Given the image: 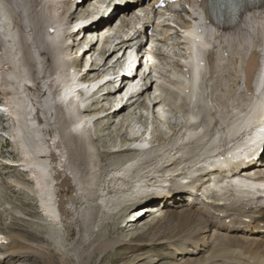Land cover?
<instances>
[{"label":"bare ground","instance_id":"6f19581e","mask_svg":"<svg viewBox=\"0 0 264 264\" xmlns=\"http://www.w3.org/2000/svg\"><path fill=\"white\" fill-rule=\"evenodd\" d=\"M74 1L23 0V4L20 5L19 9L15 8L16 10H11L12 12L6 8L8 3L5 4V2L10 1H1L0 59L7 57L8 60L15 61V64L20 66L17 74L10 80L3 77V86L0 87L3 89L1 98L4 100V107L9 114L7 120L15 126L16 123L13 120L19 119L17 127L15 126L10 132L13 133L17 146V153L12 152L13 157L19 158L21 157L20 154L23 155L21 163H19L20 168L17 167V169L16 166L10 165L7 167L6 174L18 171H20L18 173H21V171L25 173H16L15 181L29 192L33 200H36L39 205L37 208L39 207L40 209L37 214L41 216V219L45 222L44 226L47 227L46 229H50L51 233L49 238L42 235L46 240L44 244V239L39 235L43 231L39 230V233L32 230H28L25 233L10 232L9 230H13V228L22 230L26 227L28 229L30 225L28 222L31 220L23 223L22 226H18V224L11 221L5 222L8 219H13L14 215L8 211V208L3 207V210L0 211V233L9 234L11 244L0 245V264H8L7 261L21 262L23 259L32 262V264L34 261L36 264L33 256L44 259L46 264H54L52 257H55L56 260L58 259L63 264H69L71 261H73L72 264H93L92 259L95 254H106L109 250L130 241L137 234L129 233V229L125 230L124 232L127 233L120 238H113L115 236H111L112 238L103 236L101 238L107 232L101 235L102 232H99L101 229L94 228L101 210L100 200L110 192L106 183L113 182L119 173L122 174L123 178L119 180L129 185L130 192L144 186H152L153 190L161 191L163 195L167 193L156 202L155 206H161V209L148 210V205H146L131 211L133 215L140 212L138 215L139 219L131 226L132 228L137 227L141 234L152 233L148 241H152L153 245L167 244L166 246L169 247L166 255L164 254L156 260L149 259L142 264H242L245 259H252L264 264V240H255L249 237H258L257 233L253 231L250 234H245L244 230L237 228L235 224H231L229 228H224L221 219L217 217L213 221L214 215L209 212L211 209L221 210L225 213L238 211L258 216L263 213L260 199H255L259 206L258 209H255L253 201H251L253 199L246 196L239 197L234 194V190H230V193H228L225 189L226 194L223 197L213 196L210 201L209 199L207 201L201 200L199 204H186L187 206L185 207L181 203L175 202L178 197H170L172 194L178 196L179 192L185 187L180 184L179 178L181 177L175 176V174L185 176L193 172L196 164L204 163L208 157L229 145L230 142L227 136L234 129L243 130L241 122L249 114L248 111L255 99L238 92L237 86L235 89L232 87L237 82L239 68L243 67L244 77L249 85L252 70L255 68H249L250 60L253 58L264 60V10L257 12L253 10L241 22L242 24L235 32L229 35L225 34L228 35L225 39L229 41V47L234 54L233 58L229 60L232 67L224 72L225 77L216 80L210 78L205 89L206 96L205 98L201 97L203 99L202 105H198V102L195 104L186 103L190 96H182L177 92L178 87L183 85L185 81L179 66L177 70L172 67V70L168 73L169 77L162 76L158 72L156 79L159 85L157 90L168 89L170 92L168 93V98L161 97V92L159 95L154 92L155 97L153 98L149 96L150 91L146 93L156 82L148 73V75H142L141 79L139 77L142 81L146 80L143 86L136 85L134 88L136 92L126 98L117 108L113 104L110 105L114 101L112 100L114 94H111L110 90H108V86L113 84L111 81H107L102 85V89L107 90L102 93L101 98L99 94L100 90H102L101 86L90 94L92 99L89 101L90 104H87L89 93L96 86L91 88L85 85H78V81L79 79H87L94 81V83L103 82L104 73L101 71L104 69L101 70V68L106 65L107 58L115 51L126 50L130 44L128 42L116 43L113 50L107 49V52L104 48L94 49L91 44L88 46L85 55L91 54L90 51H96L95 53H98L100 57H105V61L100 64V61L98 63L97 58L94 57L93 61L89 63L87 73L82 75V66H79L81 60L76 55L72 56L71 45L65 47L63 41L57 43L56 40L61 35V27H63L60 22L70 12ZM100 1L94 0V3H99ZM43 4H45L44 7H42ZM8 6L10 7V4ZM27 6H29L28 11L31 10L29 16L24 13L27 11ZM57 8H61V12L57 13ZM85 11L87 10L84 9V13ZM77 12L74 11L73 14L75 15ZM49 27L55 29V36L49 37V35L45 34L46 29ZM126 27L127 21L124 19L120 28L124 29ZM137 36V33H132L131 38H137ZM189 36L197 39L193 31ZM185 47L180 48V51L174 46H169L166 50L168 51L169 48L176 49L182 55V52H185ZM94 52L90 55V59L94 56ZM248 56V60L245 61ZM229 61H225L222 66ZM167 66L164 67L166 68ZM76 67H79V70L74 74L70 73V70H76ZM83 67L85 66L83 65ZM154 72L156 73L153 70L151 74ZM170 77H176L178 81H171ZM212 81H214L215 85L211 84ZM118 90L117 94H120L122 92L121 88ZM169 97H173L171 104L166 102ZM174 99L184 102L182 105H176ZM103 100L106 101L105 104L101 103ZM150 101L153 104V108L149 112L147 102ZM134 105H136V108L141 106L147 110L153 122L159 118L156 116V113H158L156 110L160 106L166 107L165 105H170L168 106L169 110L176 111L178 109L182 112L184 120L178 123L169 116L162 115L161 112L159 119L168 125L173 132L171 135H164V133L160 132L156 134V146L154 141L147 140L142 134L136 135L138 130L134 129V127L133 130L136 133L133 134H129L128 130V132H124L125 130L121 131L114 128L115 138L113 144L110 143L111 150L106 148V151H102L100 149L95 153L93 145L95 137L93 133V135L89 133V125L95 123L101 126V131L110 130L108 127L111 123L114 124L116 122L114 118L117 117L122 122V128L124 126V128L130 129V120L133 116L136 117L133 113L135 111L131 110L132 108L133 110L136 109L133 107ZM79 107L84 108L79 110ZM142 116L144 115L140 112L139 117ZM94 117L96 118L95 120ZM9 126L3 125L1 129L4 130ZM21 127L22 130H20ZM145 129L143 130L145 131ZM23 133L29 142L21 138ZM120 139L122 140L121 142H119ZM132 141L136 142L138 149L129 150L128 148H123L124 144ZM27 142L30 143V146H27ZM148 145L151 147L146 148ZM127 153H130L131 156H126L125 154ZM115 154L119 155L118 162H120V166L114 169V173L111 170L113 177L109 178L111 172H108L107 177L105 174L104 176L98 175L96 170L99 169H96V167L99 159ZM246 171L250 172L251 175H264V173L261 174L264 172V167H249ZM104 172L107 174V171L104 170ZM3 174H0L1 178ZM127 177L130 178L128 179ZM1 180L3 182L0 184V187H2L0 192H3V194L0 195V206L6 195H8L7 190H13L10 184H6L3 179ZM16 185L18 186V184ZM240 185H247V183L240 182ZM174 186L178 187L176 192L171 191ZM149 199L151 197L146 200ZM27 210L30 211L29 209ZM157 212H160L161 216L155 215ZM150 216L153 217L149 222L138 225L140 218ZM117 217L119 216L117 215ZM83 220L88 221L87 226L90 228L83 229V225H86ZM118 223L119 228L123 231L121 220ZM62 224L64 225L62 227L63 230H61L63 236L73 235L72 231L75 226L79 233L76 243L83 241L85 233L87 235L89 232H94L92 234L94 237H92L90 242L88 241L89 244L85 241V245L88 248L90 247L89 254H77L76 248L72 246V243L62 244L61 249L57 248L54 237L61 239V232H58V226L61 227ZM65 241L69 242L67 238ZM178 242H180V245L177 244ZM80 244L83 246L82 243ZM192 244L198 245L196 247L198 256H189L187 254V252L193 253ZM142 247L133 251L134 256L130 260V262L133 261L131 264L144 260L145 257H142V253H136V251L143 250ZM176 253L180 256H176ZM100 257L102 256L100 255ZM179 260L182 261L179 263Z\"/></svg>","mask_w":264,"mask_h":264},{"label":"rangeland","instance_id":"374dc122","mask_svg":"<svg viewBox=\"0 0 264 264\" xmlns=\"http://www.w3.org/2000/svg\"><path fill=\"white\" fill-rule=\"evenodd\" d=\"M8 1H10V2H5V4L6 3H8V4H6V8L8 9V10H12V11H14V10H16V9H19V7H20V5L21 4H23V0L21 1V2H19V1H14L13 0V3H12V0H8ZM15 2V3H14ZM19 4H18V3ZM13 5H12V4ZM10 4V7L8 6ZM15 5H17L16 7H15ZM19 5V6H18ZM14 7V8H13ZM10 8V9H9ZM13 8V9H12ZM16 8V9H15ZM29 10V6H27V11ZM11 11V12H12ZM24 12L25 13V15L26 16H29V14L31 13V10L30 11H28V12ZM78 13H82V11L80 12H78ZM177 49V48H176ZM176 49H170L169 50V52L171 53V54H175V52H173V50L175 51ZM96 52V51H95ZM94 52V56L91 58L92 59V61H93V59H94V57H96L97 58V61H98V63H99V61H101L102 62V57H100V55L98 54V53H95ZM97 52H99L98 50H97ZM72 56H73V54H72ZM74 57V56H73ZM88 58H89V56H86L85 57V59L86 60H88ZM90 59V58H89ZM90 59V60H91ZM103 61H105V58L103 59ZM91 63V62H90ZM103 63V62H102ZM93 65V64H92ZM102 69H104L105 70V68L103 67V68H101V70ZM104 70H102L101 72H103ZM92 92V91H91ZM90 92V93H91ZM92 94V93H91ZM91 99V97H89V100ZM92 100V99H91ZM90 100V101H91ZM102 104H105L106 103V101L105 100H103L102 102H101ZM166 107H163V106H160V108H158L156 111L158 112V113H156V116L157 117H161L160 115H161V112H162V115H165V116H169L172 120H176V122H178V123H180V121H183L184 120V118H183V116H182V112H180L178 109H176V111L175 110H169V108H168V106H170V105H165ZM134 108H136V105H134L133 106ZM165 108V109H164ZM171 108V107H170ZM132 111H135V112H133L134 113V115L136 116V117H132L131 118V120H130V129H127V127L126 128H124V126H123V128L121 127V121H119L118 119H117V117L116 118H114V120L116 121L114 124L113 123H111V125L108 127V128H110V130L108 129V130H105V131H101V126L99 125V124H95V123H91V127H90V130H89V133L91 134V135H93L94 137H95V143H93V145H94V151H96L95 153H97L100 149L102 150V151H106L107 149L108 150H111V146H110V143L111 144H113V142H114V136H115V133L113 132V130H114V128L116 129H120L121 131H124V132H126L127 130L129 131H127L129 134H133V133H135L134 132V130H133V127H134V129H139L140 128V130H142L144 127H145V120L143 121V119L144 118H141V117H139L140 116V112H143L144 114H150L147 110H145V109H143L141 106L140 107H138V108H136L135 110H133V108L131 109ZM128 111H129V109H128ZM179 111V112H178ZM159 112H160V114H159ZM155 114V113H154ZM97 116H99V115H97ZM95 118V117H94ZM155 119V115H154V122H152V125H151V128H152V131H151V134H150V136H152V137H154V138H156V134H158L159 132L160 133H164V135L165 134H167V135H171V133L173 132V130L168 126V125H166L163 121H161L160 119ZM10 121L9 120H7V116H5V119H4V123H5V125H7V126H9V123ZM120 122V123H119ZM131 125H132V128H131ZM119 126V127H118ZM122 128V129H121ZM94 129V130H93ZM101 131V132H100ZM1 133H3V134H6V132H4V131H0ZM93 133V134H92ZM97 135V136H96ZM101 135V136H100ZM3 136H0V139L1 140H3V138H2ZM98 138V139H97ZM97 141V142H96ZM122 140L120 139V141L119 142H121ZM156 144H157V141L154 143V145L156 146ZM96 145V146H95ZM128 144H126V146H127ZM99 146V147H98ZM99 149H98V148ZM107 148V149H106ZM10 150H14V148H11ZM11 152V151H10ZM8 153V152H7ZM126 156H131L130 155V153H127V154H125ZM10 156H14L13 155V153H12V155H10ZM125 156V157H126ZM108 157V158H107ZM107 157H101V159H99V156H98V159H99V163H98V166L96 167V169H99V170H96V173L98 174V175H103L104 176V174H105V176L107 175L108 176V172L110 173V176H109V178H112L113 177V173H114V169H117L119 166H120V162H118V157H119V155H111V156H107ZM114 157H116V158H114ZM127 157V158H128ZM10 158L8 157V155H7V157L3 160L2 158H0V164L1 163H4V162H2V161H8ZM105 161H104V160ZM105 165V167H103ZM107 165V166H106ZM102 166V167H101ZM110 167V168H109ZM107 169H109V170H107ZM104 170L105 171H107V174H106V172H104ZM113 171V173H112V171ZM18 172H20V171H18ZM18 172H15V173H4L3 175H1L2 176V178L1 179H3L4 180V182H6V184H10L11 186H12V188H13V190H7V194L8 195H6V197L8 198H6L5 197V200L1 203L2 205L0 206V211H2L3 210V207L4 208H8L9 210V212H12L13 213V219H11V220H7V221H5V222H12V223H16V224H18V226H22L23 225V223H25V222H28L29 220H31V221H29L28 223L30 224L29 226H28V229L25 227L24 229H22V230H19V229H17V228H13V230L11 229V230H9L10 232H17V233H25L26 231H30V230H32V231H34V232H37V233H39L40 231H43V232H41V233H39V235L42 237V235L44 236V237H46V238H49L50 237V233H51V231H50V229L48 230V229H46L47 227L46 226H44L45 225V222L43 221V219H41V216L39 215V214H37L38 213V210H40L39 209V207L37 208V206H39L38 205V203L36 202V200L34 199L33 200V198L32 197H30V195H29V192L28 191H26V189H24L23 187H21V185L18 183V182H16L15 181V179H16V177H15V174L16 173H18ZM101 172H102V174H101ZM18 174H25L24 172H22L21 171V173H18ZM118 176H122V174L121 173H119V174H117ZM106 176V177H107ZM117 177V176H116ZM0 179V184H2V180ZM119 179H123L122 177L121 178H117V180H114L113 182L111 181V183L110 182H108V183H106V184H108V186H109V188H108V190H110V192L109 193H107V195H105V196H103L102 197V199L100 200V203H101V210L99 211V214H98V218H97V222H96V225H95V229H101L99 232H102L101 233V235L104 233V234H106V232H107V234L106 235H102L101 236V238L104 236V237H107V238H109V237H113V236H115V237H113V238H120L121 236L123 237V235L125 234V233H127V232H124L125 230H121L120 228H119V226H118V222L121 220V218L126 214V215H131L132 214V212L131 211H133V210H135V209H138V208H140V206H137V205H135V206H133V204H130V206H129V204L128 203H130L133 199H134V196H132V195H130V188L129 189H127L128 187H129V185L128 184H126V183H124L122 180H119ZM25 181H26V178H25ZM108 181H110V180H108ZM16 184H18V186L16 185ZM123 185H124V187H123ZM21 187V188H20ZM23 188V189H22ZM1 189H2V187H0V191H1ZM112 190V191H111ZM129 190V191H128ZM26 193V195H25V193ZM106 192H108V191H106ZM158 193H161V191H158V192H156V194H158ZM163 193V192H162ZM161 193V194H162ZM3 194V192H0V195H2ZM28 194V195H27ZM12 199V200H11ZM20 200V201H18V200ZM8 200V201H7ZM10 200V201H9ZM7 201V202H6ZM21 201H22V203H21ZM5 202V203H4ZM120 204V205H119ZM21 205V206H20ZM119 207H118V206ZM128 207H130V208H128ZM122 208V209H121ZM27 209H29L30 211H28ZM127 209V210H126ZM35 210V211H34ZM37 210V211H36ZM125 210V211H124ZM27 211V212H26ZM32 211V212H31ZM102 211V212H101ZM124 211V212H123ZM127 211V212H126ZM26 212V213H25ZM34 212V213H33ZM104 212V213H103ZM106 212V213H105ZM110 212V213H109ZM33 213V214H32ZM89 213V212H88ZM102 213V214H101ZM116 215H115V214ZM28 214V215H27ZM30 214V215H29ZM32 215V216H31ZM112 215V216H111ZM117 215L120 217H117ZM155 215H157V216H161V214H155ZM102 216V217H101ZM109 216V217H108ZM15 217H16V219L18 220H16L15 219ZM117 217V218H116ZM152 217L153 216H150V217H142V218H140V220H139V222H138V225L140 224L141 225V223L143 224V223H145V222H149L151 219H152ZM107 218V219H106ZM109 218V219H108ZM113 218V219H112ZM15 219V220H14ZM27 219V220H26ZM118 219V220H117ZM111 222H110V221ZM117 220V221H116ZM106 221H108V222H106ZM83 222H84V224L86 223V225H83V229H88V228H90L89 226H87L88 225V221H84L83 220ZM115 222V223H114ZM21 223V224H20ZM98 223V224H97ZM104 224L103 226H102V224ZM113 223V224H112ZM15 224V225H16ZM34 224V225H33ZM112 224V225H111ZM116 226H115V225ZM99 227H98V226ZM31 226V227H30ZM85 226H86V228H85ZM97 226V227H96ZM100 226H102L101 228H100ZM60 226H58V232L60 231L61 232V230H63V226L61 225V227L59 228ZM104 227V228H103ZM32 228V229H31ZM35 230H34V229ZM108 228H110L109 230H108ZM112 228H113V230H112ZM106 229V230H105ZM117 229V230H116ZM40 230V231H39ZM52 230H54V229H52ZM104 230V231H103ZM108 230V231H107ZM39 231V232H38ZM55 231V230H54ZM120 231V232H119ZM56 232V231H55ZM75 232V233H74ZM129 233H135V234H137V235H134V237L130 240V241H128V242H126L125 244H121L120 246H118L117 248H113V249H111V250H109L106 254H100V253H97V254H95L94 255V257H93V261H92V263L93 264H99V262H101V264H131L133 261H131L130 262V260H131V258H132V256H134V254H133V251L134 250H137L138 248H140L141 246H143L142 247V249L143 250H139V251H136V253H142L143 254V256L142 257H145L144 258V260H139L138 262H134L133 264H142V263H145L147 260H149V259H158L159 257H162L164 254L166 255V253H167V251H168V246H166L167 244H159V245H153L154 243L152 242V241H148V238H149V236L152 234V233H147L146 235L145 234H141L138 230H137V227L135 228V227H133L131 230L129 229V231H128ZM72 233H73V235H65V236H63L62 235V232H61V239L59 240L57 237H54V240H55V242H56V246H57V248L58 249H61L62 248V244H68V243H72V246H74V248H76L75 250H76V253L77 254H79V255H81V254H85L86 253V255L87 254H89V249H90V247L88 248V246H86L85 244V241L88 243V241L90 242V240L92 239V237H94V235L92 236V234L94 233L93 231H92V233L91 232H89V234L87 233V235H86V233L84 234V236H83V241H78L77 243H76V239H78V237H79V233L77 232V230H76V228H75V226H74V229H73V231H72ZM109 234H110V236H109ZM149 234V235H148ZM78 235V236H77ZM74 236V237H73ZM111 237V238H112ZM43 238V237H42ZM63 238V239H62ZM67 238V241H69V242H66L65 241V239ZM44 239V238H43ZM85 239H88V240H85ZM61 241V242H60ZM160 241V240H159ZM151 242V243H150ZM43 243L45 244L46 243V240L44 239V241H43ZM75 243V244H74ZM80 243H82V245L84 246L85 245V247H84V249H83V246H81V244ZM140 243V244H139ZM89 244V243H88ZM177 244H179L180 245V242H178ZM79 246V247H78ZM153 247H154V249H153ZM181 247V246H180ZM87 250H86V249ZM80 250V251H79ZM81 250H83V251H81ZM85 250V251H84ZM82 252H84V253H82ZM112 252V253H111ZM111 253V254H110ZM176 254H178V253H176ZM100 255L103 257H100ZM112 255V256H111ZM170 255V254H169ZM98 256H99V258H98ZM141 256V255H140ZM34 258H35V260H36V264H46V263H44L45 262V260L44 259H40V258H36L35 256H33ZM113 257V258H112ZM124 257V258H123ZM102 258V259H101ZM110 258V259H109ZM116 258H118V259H116ZM175 258V257H174ZM176 259V258H175ZM41 261V262H40ZM98 261V262H97ZM110 261V262H109ZM117 261V262H116ZM180 261H182V260H179V263H180ZM8 262V264H10V263H14V264H32V262H30V261H27L26 259H23V261H21V262H19V261H7ZM52 262L54 263V264H63L62 262H60V261H58V259L56 260L55 259V257H52ZM104 262V263H103ZM73 263V261H71L69 264H72ZM7 264V263H6ZM33 264H35L34 263V261H33ZM64 264H66V263H64Z\"/></svg>","mask_w":264,"mask_h":264}]
</instances>
